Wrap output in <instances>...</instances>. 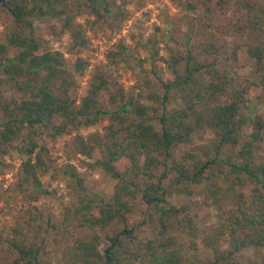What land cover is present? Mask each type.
Instances as JSON below:
<instances>
[{
    "label": "trees",
    "instance_id": "trees-1",
    "mask_svg": "<svg viewBox=\"0 0 264 264\" xmlns=\"http://www.w3.org/2000/svg\"><path fill=\"white\" fill-rule=\"evenodd\" d=\"M241 1L245 20L234 30L260 37L262 6ZM124 3L0 0L12 19L6 41L0 42V167H8L10 152L22 156L17 189L28 201L23 215L27 226L18 222L10 235L0 229V264H53L27 232L33 223H45L54 232L93 230L66 252L77 264H264L254 254L264 248V112H249L251 85L220 67L229 60L245 67L253 59L263 82L264 39L233 44L210 38L185 41V49H170L166 56H160L158 42L149 39L145 46L153 66L161 61L170 74L145 78L147 94L117 86L101 68L79 94V80L90 63L84 56L90 38L77 18H126ZM52 19L68 38L67 52L46 46L38 35L39 24ZM133 53L120 39L107 57L113 64L149 60ZM6 82L16 93L4 88ZM83 129L92 132L73 137V152L89 159H79L83 166L117 180L114 194L106 200L91 191L87 176L67 163L61 170L73 198L56 222L37 205L52 194L42 175L52 169L51 147L59 138ZM200 130L212 133L209 142L177 156V148L191 143ZM169 172L175 174L176 192L197 196V205L168 199ZM140 210L155 216L158 232L152 238L140 236L145 221L130 222ZM214 212L218 224L202 226Z\"/></svg>",
    "mask_w": 264,
    "mask_h": 264
},
{
    "label": "rangeland",
    "instance_id": "rangeland-1",
    "mask_svg": "<svg viewBox=\"0 0 264 264\" xmlns=\"http://www.w3.org/2000/svg\"><path fill=\"white\" fill-rule=\"evenodd\" d=\"M122 10L127 17L119 14V17H112L108 20L94 21V17L83 14L77 18L86 27L87 36L90 38L88 49L84 50V56L89 60V66L84 76L79 80V94H83L88 86L92 73L97 68L107 72L112 81L117 86L126 89H135L145 94L149 89L143 84L145 78L156 79V73L169 76L166 65L163 62H156L153 66L150 60V53L145 45H149L148 40L154 39L160 47V56H166L170 49H185V41L198 43L208 38L221 40L224 44L235 42H248L264 39V31L260 37L256 38L251 33L240 34L234 30L238 22L245 20V9L242 1L237 0H124ZM227 1V2H225ZM262 6L259 13L264 16V0H254ZM121 2V0H119ZM74 11L76 8L74 7ZM11 16L7 10L0 6V42L6 41V32L11 25ZM59 23L55 19L44 21L39 24L38 35L41 36L46 46L53 49L67 52L69 41L66 35L61 33ZM191 37L188 38L187 36ZM120 39L134 50V55L144 60L141 65L139 61L128 59L126 63L113 64L107 57L110 50H116ZM220 67L236 76L240 83L251 85V95L249 97V112H264V81L256 73L255 61L252 59L245 67L233 61H224ZM143 85L144 88H140ZM4 88L9 92L13 91L11 82L4 83ZM13 93H16L13 91ZM147 102V101H146ZM94 131V130H93ZM91 129L73 131L72 134L59 138L51 147L49 156L53 158V166L49 173L42 175V180L46 188L52 194L43 196L37 205L51 213L53 219L61 222L64 207L72 200L70 190L67 188V178L63 175L61 168L67 163L77 166L78 170L87 176V184L91 191L109 200L114 194L117 180L100 169L90 170L83 166L80 160L89 159L82 155L74 154L76 149L73 137L81 133L89 136ZM212 133L208 130L198 131L191 143L182 144L176 150V155L180 156L188 150H199L211 139ZM73 155L71 159L69 156ZM22 156L15 150L6 157L7 166L0 167V229L5 235L11 234V228L18 222L25 225L24 210L28 208V201L17 189L18 172L21 167ZM175 174L169 172L166 185L169 190L168 199L176 204L189 202L197 205V196L189 198L181 196L174 189ZM139 202V201H138ZM142 209L146 206L139 202ZM145 221V222H144ZM220 217L215 212L201 225H217ZM130 222L142 224L140 236L142 238H152L158 232V225L155 216L146 214L142 210L132 215ZM28 228V227H27ZM110 227L108 231H111ZM104 238L105 233L96 230ZM30 238L41 246V255L48 258L53 264H77L71 262L66 256V252L73 245L77 238H89L93 230L89 228H74L72 230L62 229L54 232L47 224L33 223L27 229ZM1 247V246H0ZM221 252H225L226 247H222ZM254 254L264 261V248H258Z\"/></svg>",
    "mask_w": 264,
    "mask_h": 264
}]
</instances>
